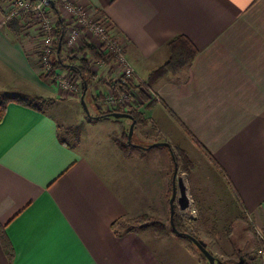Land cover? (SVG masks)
Masks as SVG:
<instances>
[{
  "label": "crops",
  "instance_id": "crops-1",
  "mask_svg": "<svg viewBox=\"0 0 264 264\" xmlns=\"http://www.w3.org/2000/svg\"><path fill=\"white\" fill-rule=\"evenodd\" d=\"M78 1L109 21L139 81L167 60L166 42L175 35H186L199 52L155 84L158 102L144 110L146 123L135 124L134 145L123 144L129 124L88 114L92 131L84 126L67 145L61 128L79 124H65L66 103L41 76L36 23L5 21L13 4L0 0V93L35 105L10 102L0 121V264H209L188 237L159 235L149 220L127 232L112 226L141 214L170 223L171 149L191 163L180 160L178 168L198 213L190 232L212 241L217 258L226 253L222 260L253 254L264 228V0ZM85 35L83 43L97 46L94 35ZM111 65L94 71L111 79ZM95 84L97 107V93L108 87ZM103 121L115 124L112 132H97ZM159 141L170 146H139ZM178 195L183 218L190 210L180 208Z\"/></svg>",
  "mask_w": 264,
  "mask_h": 264
},
{
  "label": "trees",
  "instance_id": "trees-1",
  "mask_svg": "<svg viewBox=\"0 0 264 264\" xmlns=\"http://www.w3.org/2000/svg\"><path fill=\"white\" fill-rule=\"evenodd\" d=\"M49 5L56 17V22L52 31L55 43L49 58L51 68L46 72H42V78H51L55 76L57 72H60L65 69L78 79V81L80 82L79 85L81 87L82 93L85 91V94H87L90 85L95 82L107 86V90H110L112 94L117 98H119L120 95L124 92L129 95V100L131 101L130 106L125 107L122 102H117V104L113 105L112 107L99 109L95 116H93L90 112L88 114L89 118L107 116L110 115L112 112H127L130 113L134 119H136V124L146 123L148 121V118L145 116L144 110L151 108L152 106H154V104L158 102L157 96L155 99L149 96L151 93L156 94L154 92L155 84L160 80V78L171 74H177L182 71L185 67H188L190 64H192L199 52V49L193 43V41H191V39H189L184 34H178L173 36L166 42V47L168 50L167 60L163 64L152 70L144 82L139 81L137 74H135V80L133 79V81L127 80L126 82H121L114 78L107 79L103 76H99V73L94 71L93 65H111L115 61L114 53L104 52L97 46L87 42H85L84 45L79 49L80 52L78 51V54H80L78 56H76L74 53H66L64 50V33L67 28L66 22L60 15V11L58 9V1L52 0ZM59 42H61L60 50H58ZM136 80L138 81V83L136 82ZM134 91L141 97V102L136 100ZM108 92L109 91L104 94L98 92L97 97H95V100L97 102L101 101L104 104V95H107ZM132 99L134 101H132ZM10 102H16L19 104L33 107L35 106L33 102L27 101L26 99L20 96L0 93V121L3 119L7 109V105ZM128 131L129 129L125 134L123 144H129ZM81 132L82 130L79 126H71L67 129V132L63 134L62 140L65 144L71 145V142H73L71 137L72 134L75 133L76 136H79ZM180 160H183L187 164H191L188 155L182 150L177 151V154H175L174 162L176 161L178 163V167ZM147 220H149L152 229L159 235H168L171 232H175L171 227V223L164 222L155 217H151L148 214H141L134 218L121 217L114 221L112 223V226L117 231L123 230V232H127L130 230L137 229L142 222ZM174 222L178 231L191 233L188 228L185 227L183 218L181 217V215L178 214L176 209L174 212ZM259 245L260 244L258 243L256 248L254 249L253 254L249 253L246 255L240 252L236 260H219L222 264H251L252 261L256 259L255 257L258 256L257 249ZM5 246L6 248H8L9 246V244L6 242V239ZM201 254L205 259H207L202 252ZM241 260L242 263H240ZM248 260H251V263H248Z\"/></svg>",
  "mask_w": 264,
  "mask_h": 264
},
{
  "label": "built area",
  "instance_id": "built-area-1",
  "mask_svg": "<svg viewBox=\"0 0 264 264\" xmlns=\"http://www.w3.org/2000/svg\"><path fill=\"white\" fill-rule=\"evenodd\" d=\"M13 9L6 16L7 19L18 16L23 17L26 21L36 23L40 34V42L38 45V55L43 72L48 71L51 66L49 58L55 43L52 31L56 22V17L48 11V5L45 0H11ZM58 9L61 17L67 23V30L64 36L65 51L67 53H78V50L83 46V39L86 38L85 30L88 34H92L97 38L96 45L104 52H112L115 56V61L111 65L112 78L121 82L127 80H135L136 74L134 66L129 61L125 52V42L115 36L109 34V21L105 17H93L88 9L83 6L78 0H57ZM60 87L61 91L66 93H77L79 91V81L70 73L62 71L57 72L52 77ZM107 95H104V104H100L101 109L112 107L117 102H122L125 107L131 105L129 95L124 92L119 98L115 97L110 90ZM136 100L139 95L134 91ZM132 101H134L132 99ZM99 105V104H98ZM194 213L191 210L187 216L190 217ZM258 243L260 244L257 253L259 260L252 261V264H264V229L257 230ZM251 263V260L248 261Z\"/></svg>",
  "mask_w": 264,
  "mask_h": 264
},
{
  "label": "rangeland",
  "instance_id": "rangeland-1",
  "mask_svg": "<svg viewBox=\"0 0 264 264\" xmlns=\"http://www.w3.org/2000/svg\"><path fill=\"white\" fill-rule=\"evenodd\" d=\"M12 9H13V7H12ZM12 11V10H11ZM94 65H96V64H94ZM94 65H93V69H94ZM64 70V69H63ZM62 70V72H64V73H69L68 71H63ZM41 72H43V70H41ZM71 74V73H70ZM72 76H74L73 74H71ZM75 77V76H74ZM50 81H49V83H51V84H55L54 86H57V89H58V92H57V95H58V98L59 99H61V100H63L66 104H64V106L62 107V111H63V115L65 116V119H66V122H65V124H74V123H76L77 122V124H79L78 126L81 128V130L84 128V126H85V128L87 129V131H89V132H91L92 131V129H93V127H94V125H89V124H87L86 123V114H88L87 112H86V110H85V108H84V106L82 105V103H81V95H82V91H81V87H79V91L77 92V93H64L63 91H61V89H60V87L58 86V84H57V82L55 81V80H53L52 81V77L49 79ZM136 82L138 83V81L136 80ZM79 84H80V82H79ZM94 87H96V84L95 83H93L92 85H91V89L89 88V90H88V92H87V94H85L84 95V101H85V104H86V106H87V109H88V111L89 112H91V114L93 115V116H95L96 115V113H97V110H99L100 109V104H102V102L101 101H98L97 102V104H99V106H97V107H94V105H93V101H92V98H91V92L93 93L94 92ZM151 92V91H150ZM18 96V95H17ZM150 97H152L153 99H155L156 98V94H153V93H151L150 95H149ZM21 97V96H20ZM23 98V97H22ZM25 99V98H24ZM96 99V98H95ZM27 101H29V99H26ZM96 101V100H95ZM138 101L139 102H141L142 100H141V97L139 96L138 97ZM157 101H158V98H157ZM96 105V104H95ZM48 111H51L52 112V110L51 109H49V108H47V107H45ZM83 112H84V114H83ZM80 115H83L82 117H80ZM112 120H116V118H111ZM119 121H122L123 123H125V124H129V126H130V124H131V120L129 119V118H127V117H120V118H117ZM108 121H111V120H108ZM59 122H61L60 120H59ZM101 123H104L102 126H99V124H97L95 127L96 128H98V129H96L97 130V132H98V130L99 131H101V129H102V131H104V133H106V132H112V130L114 129V126H115V124H108L107 123V121H103V122H101ZM85 124V125H84ZM65 130H66V127L65 128H61V131L63 132V134H65ZM94 131V130H93ZM70 138V137H69ZM132 139H133V141H136V140H138V138H137V135H136V133L134 134V132H133V135H132V138H131V144L132 145H134L135 143L132 141ZM72 141L73 142H75V138H74V136H72ZM155 142H152V143H150L149 145H152V144H154ZM179 168V167H178ZM201 169L199 170V173H200V175H201V177H202V175H203V173H202V170L204 169L202 166L200 167ZM179 170V172H178V174L179 175H182L183 176V178H184V180H185V184L187 183V181H188V176H187V174L185 173V172H183V171H180V169H178ZM187 186V185H186ZM177 193H178V188H177ZM171 196H172V193H171ZM171 198V197H170ZM188 210H194V213L190 216V217H188L186 214L185 215H183V220H184V224H185V227H187L188 228V230L189 231H191L192 232V229H191V226L193 225V223L196 221V217H197V210L196 209H194V208H192V207H190V205H189V207H187L186 209H185V211H188ZM212 212H213V207H211V209H210ZM231 217H232V213H231ZM166 219H167V217H165ZM246 218V217H245ZM220 219V221H221V223H224L225 222V217L224 218H219ZM209 220V219H208ZM215 219L212 217V219H210L209 221H210V223H212L213 221H214ZM215 222H218V219L217 220H215ZM246 226L248 227V224H246ZM264 229V228H263ZM213 235H215V236H217L218 237V233H212ZM225 237H228V235H224ZM257 236V235H256ZM199 238V237H198ZM256 241H257V239H256ZM212 242V241H211ZM207 243L208 245V249L211 251V252H213L214 251V248L212 247L213 245H212V243ZM223 249H224V251H226V252H228V249H229V251H231V247H223L222 248V251H223ZM226 254V253H225ZM223 255V259H226V255ZM258 254V253H257ZM258 256H256L255 258V260H253V262H256L257 260H259V257L257 258ZM222 258H220L219 257V259H222ZM205 259V258H204ZM206 261H207V263H208V260L207 259H205ZM227 260H228V258H227ZM252 264V263H251Z\"/></svg>",
  "mask_w": 264,
  "mask_h": 264
},
{
  "label": "water",
  "instance_id": "water-1",
  "mask_svg": "<svg viewBox=\"0 0 264 264\" xmlns=\"http://www.w3.org/2000/svg\"><path fill=\"white\" fill-rule=\"evenodd\" d=\"M46 3H51L52 0H45ZM61 48V42H59L58 44V50H60ZM84 95H85V91L82 93L81 95V102L86 110V112L89 114V111L87 109V106L84 102ZM110 115L120 118V117H127L129 119H131V124L129 126V131H128V142L131 143V138L134 132V126L136 124V119L133 118V116L130 113L127 112H112ZM155 145H164V146H170V143L167 141H159V142H155L152 145H146V146H142L139 145L140 147L143 148H149L151 146H155ZM171 152L173 154V158L175 159V154L173 153L172 149ZM177 188L179 190V195L177 197V201L178 204L180 206V208L182 210L186 209L187 207H189L190 205V199H189V195L187 193V186L185 184V180L183 178L182 175L178 174V163L175 161V169H174V189H173V193L172 196L170 198V205H171V212H170V223H171V227L172 229L181 235H185L186 237H188L191 241H193V243L199 248V250L205 255V257L207 258L209 264H222L221 261L219 260V258H217L208 248H207V244L206 242L201 239V238H197L196 236H194L193 234L189 233V232H180L178 231V229L176 228L175 222H174V212H175V199L177 196ZM240 263H242V260L240 261Z\"/></svg>",
  "mask_w": 264,
  "mask_h": 264
}]
</instances>
